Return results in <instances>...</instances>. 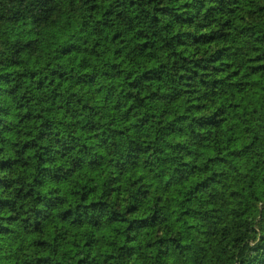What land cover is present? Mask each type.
I'll list each match as a JSON object with an SVG mask.
<instances>
[{
    "label": "trees",
    "instance_id": "obj_1",
    "mask_svg": "<svg viewBox=\"0 0 264 264\" xmlns=\"http://www.w3.org/2000/svg\"><path fill=\"white\" fill-rule=\"evenodd\" d=\"M0 264H264V0H0Z\"/></svg>",
    "mask_w": 264,
    "mask_h": 264
}]
</instances>
